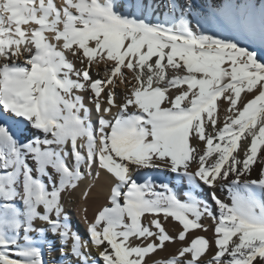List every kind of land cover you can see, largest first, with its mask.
I'll use <instances>...</instances> for the list:
<instances>
[{
  "label": "snow or ice",
  "instance_id": "6c2138e0",
  "mask_svg": "<svg viewBox=\"0 0 264 264\" xmlns=\"http://www.w3.org/2000/svg\"><path fill=\"white\" fill-rule=\"evenodd\" d=\"M102 173L84 239L67 205ZM53 253L264 264V0H0V264Z\"/></svg>",
  "mask_w": 264,
  "mask_h": 264
},
{
  "label": "bare ground",
  "instance_id": "6f19581e",
  "mask_svg": "<svg viewBox=\"0 0 264 264\" xmlns=\"http://www.w3.org/2000/svg\"><path fill=\"white\" fill-rule=\"evenodd\" d=\"M79 66H80L79 62H77V67ZM102 74H103V68L101 67V76ZM93 78L95 79L99 77L94 75ZM223 107H226V105H223ZM222 115L223 113H221V116ZM200 146L203 147L204 146L203 143H201ZM253 175L255 176V173H253ZM91 182L92 181L90 178L85 179L82 185L80 186V188L77 189L76 193L73 195V198L68 202L67 205L68 211L72 217L73 226L74 228H78L80 234L83 236L84 239H87L88 236L87 224L85 223L84 218L87 217L88 219L89 217L90 219V216L92 217L93 212H96L97 209H99L100 207L102 208L105 204L108 203V196L112 184L109 176L105 173H102L100 177L96 178L94 188L92 189L89 197L86 199L82 198L80 195L81 188H83V186ZM209 191L210 189L208 188L205 189L206 193ZM87 204H89L90 209L88 208V210L85 211V209H87ZM94 219L95 217H92L89 221L88 220L87 221L91 222ZM166 227L169 230L170 234L173 236H177L178 232L182 229V226L179 224V222H175L171 217L168 219ZM197 235H205L211 238L213 233L211 229L207 232L201 231L199 229L190 230L189 233L186 235L185 241L181 242L177 239L175 242H166L165 249L163 251H158L155 254V256H153V259H155L156 257L167 258L170 254H174L175 251L178 248H180L182 245H186L190 243V241ZM214 250L215 249H213V251ZM95 254H96V250L93 249V255ZM57 255L58 253H53V257L50 258V264H51V260L55 258Z\"/></svg>",
  "mask_w": 264,
  "mask_h": 264
},
{
  "label": "rangeland",
  "instance_id": "374dc122",
  "mask_svg": "<svg viewBox=\"0 0 264 264\" xmlns=\"http://www.w3.org/2000/svg\"><path fill=\"white\" fill-rule=\"evenodd\" d=\"M217 2H220V1L217 0ZM88 208L90 209L89 204H87V210H88ZM87 210H86V211H87ZM99 210H101V207H100L99 209H97L96 212H93L92 217H96V215L98 214ZM92 217L90 216V219H91ZM90 219H89V217H88L87 220L89 221ZM208 220H209V219L205 218V219H203L202 222L205 223V224H209V225H211V224H212L211 220H209V221H208ZM87 235H88V234H87ZM87 239H88V236H87ZM157 252H158V251H157Z\"/></svg>",
  "mask_w": 264,
  "mask_h": 264
}]
</instances>
